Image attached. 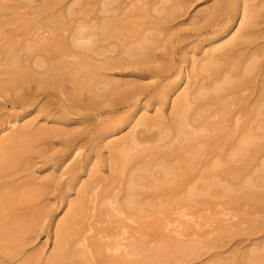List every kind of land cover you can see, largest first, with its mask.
I'll return each instance as SVG.
<instances>
[{
  "label": "bare ground",
  "instance_id": "1",
  "mask_svg": "<svg viewBox=\"0 0 264 264\" xmlns=\"http://www.w3.org/2000/svg\"><path fill=\"white\" fill-rule=\"evenodd\" d=\"M20 2L21 1H19V6L18 3L17 5H15L0 2V89H4L5 91L7 90L9 94V90L7 89V87L10 84H13L15 85L14 87H16L15 90L24 91L22 94L20 93V95H17L16 97L8 100V103H10L15 108L25 109L31 107L36 103V100L38 99L37 95L39 94L53 95L57 97L56 94L58 92L54 93V90H58V84L62 81L61 80L58 82V80L59 78H62L63 75H68L67 77H69V81L67 80V83L72 82L76 88H84V91L88 89L87 92L90 90V93L96 91L95 95L96 93L101 92L99 91L101 90V87H96L97 85L101 84H97L96 82H105L104 84H102V86L108 82V84L103 87L107 86L108 88L112 85L111 89L110 87L108 88L109 90L106 88V90H108L106 97H112L114 93L116 94V92L119 91V88H121L120 86L125 82L118 86V83H116L117 81L115 82V80L112 82H110L111 79L110 81H108L109 79L104 80L103 78L107 77L103 75V72H111L114 69L116 70V68L122 67V65L123 67H125L128 64H131L132 62L126 60L122 56L126 55L128 57H139L144 53L148 42H151L152 40L153 42H156L157 39L156 37H154V39L151 40L148 39V37L144 36V38L141 37V41L135 40V44H132L130 40L121 50V42L123 39L120 35L117 34V29L122 27V24L120 25V23L122 22L118 23L120 26H116L115 21L117 22L118 19H116L115 21H112L113 18L110 19L111 17H114V14H111L110 17L108 16L107 19H103L102 15L98 14L100 16L99 18L97 17L98 15L95 14V17H93L96 19L92 18L91 16L90 22H86V28H89V30H87L86 32L84 31L86 29L85 28L84 30H81L82 32H77L78 34L76 33V36L71 35L73 36L71 37L69 35L65 38V33L62 35V32L63 30H67L64 24L67 25L69 24V22L66 24L63 20H61L62 16H60V23L58 22V25L55 23V26L57 25V27L54 26L56 29H53L57 30L59 29L58 27L64 28L63 30L60 28L62 32L58 30L60 35H57V33L56 35L53 34L54 36H51V38L54 37L53 39L47 38L45 36L39 37V35H37L40 39L35 38L34 40L33 36L32 39L34 41L32 40L28 43L25 40V36H27L29 33L24 35L25 29L23 30L22 34H20L22 31L20 33L18 31L16 35L13 33L15 38L12 34H8L7 31V35H5V30L7 29L8 25H12L10 27L14 29L13 27L15 25L13 26V24H15L20 19L17 16L21 12H18V14L16 11H19L21 7H25L23 5L20 6ZM88 2L91 4L90 1ZM175 2L177 3L173 7H178V9H174L172 7L174 10L172 17H174L179 10V12H181L182 8H184L183 11L185 10L188 13L189 9L197 1L179 0L178 2L176 0ZM120 3L122 5L125 4L127 6L126 9H124L125 7L123 8L121 4L117 3V5H113V7L111 3H109L105 5L104 9L102 7L103 11L100 13L105 12V14L108 15L107 11H110L111 13L116 12L117 14V11L119 10L123 12L119 13L115 17L126 14L127 12H130V15L131 13H134L135 15L140 14L148 16L147 12H149V6L147 8H145V6H142L141 8L140 6H138V8L135 7V9L127 11L128 8L134 5H131L129 2H127V0H120ZM233 3L231 0H216V2L214 1L213 6H210L209 9L207 8L208 10H205L207 11L205 15L203 12V14L200 12V14L203 15L204 19H202V17L199 15V22V20L195 16L194 19L196 21V24H194V26H199L197 25V22H199V24L201 25L196 29L198 31V34L204 32H226V27L233 20V17L244 18V15H246L247 18L251 17V14H249L248 12L249 10H246L248 7L245 9V5L243 4L242 6L244 7L242 8V6L238 3L239 6H236L237 10L233 11ZM47 4L51 5V3H46V7L49 8L50 6H47ZM148 4L150 5V3ZM84 5L86 6V3ZM135 5L137 4L135 3ZM151 5L153 4L151 3ZM90 9L92 8L90 7L89 9H87L86 11H88V13L86 14L85 11L82 16L86 14V18L87 16L89 18V15H91L89 14ZM152 9L154 14V10L156 9H154V5ZM9 10H12V13H17V15L15 14L16 16H8L12 17V19H8L5 16L7 15L6 12ZM42 12L44 11H40V13ZM250 12L253 15L252 9L250 10ZM178 15H180L179 18H181V14L179 13ZM209 16H212V18H209ZM256 16L257 14L252 17L254 18ZM38 17L35 20L40 18ZM83 18L85 19V17ZM168 18L170 19L171 17ZM123 19L125 20L126 18ZM35 20L33 19V21L29 22L33 24L35 23ZM40 20L42 21L41 18ZM170 20L171 21H166V23H175H172V19ZM253 20L256 19H249L250 22L247 23V25L250 24V26L247 29H244L243 32L238 35V37L232 39L222 48H219L217 50H220L218 62L221 66H219V68L214 72V76H209L208 78H206V81H204V79H198L199 75H195L196 80L193 78L191 73V76H187L188 88L183 92V94L179 96V98H176L173 101L171 118L169 122H164L165 127L153 133V123L150 120V122H148L147 124L145 122H142L140 125L144 126V128L141 131H138L137 133H135L134 131L135 135L132 133V136L123 138V140L121 139V144L119 142L120 145H115V147L121 146L120 149H116L117 153L114 156L118 159V173H120L121 175L125 173L126 168L129 165L133 166L130 168L131 171L135 170V168L137 167H140L144 169V172H148L149 168L153 170L155 166H158V163H163V165L159 164L161 167L160 173L162 177L154 178L152 180L154 191L150 193L148 192V190V193L142 192L141 190H145L144 187L143 189L138 190L140 186L136 185L138 183V180H136L137 178L130 176V179L127 180V184L124 186V188H122L121 186L119 188L117 186H105V188L101 191L95 189V193L93 196L91 195L89 190L83 193L82 196H80L78 202H72L69 205L70 216L66 220L62 229L56 233V250L54 249V252L51 253L50 258L47 260L46 264H163V259L168 255H170V258H173V255H178V257H180V255L185 256V245L188 246L189 244H185L183 246V244L181 243V245L178 247L177 245H174L175 247H172V244L170 247L168 245V247L166 248L163 246V242H165L166 238L170 239V237L172 236V232L179 237L181 236V233L177 230L179 224L181 225L183 223L182 225H184V222H182V220L180 219L183 216V214H181V209L185 208L190 212L191 218H189L188 221L193 223L194 225V217H192L194 215V211L198 207L202 206H205L207 208L206 205H209L210 202L208 198H212V195L215 191L214 188L218 185L214 181V178L222 177L223 179L227 180L244 179L246 176H249L248 174L252 172L251 169H246V167H249L246 166L248 165L246 163L250 161L253 165L258 164L260 160V154L264 149V145H261L263 144L262 141H264V135H260L263 134L261 133V131L264 132V125L259 127L258 129H256V126L254 128V126L252 127V125H250L253 124L252 121L256 120L255 116L256 118H258L259 116H263L264 114V32L260 33L259 22ZM61 21H63L64 24H62ZM68 21L70 20L68 19ZM193 21L192 23H195ZM38 22L36 21V23ZM113 22L115 25L113 24ZM51 23L53 25V21H51ZM28 24L29 23L27 22V25L25 24V26H28ZM72 24L75 25L76 22ZM18 25L22 26L23 24ZM150 25L151 24L148 23L144 24L145 28L143 27L142 29H147L146 27L148 26L150 28ZM25 26L23 28H25ZM160 26L161 28H163L162 25ZM160 26L158 27L157 24L156 27L160 28ZM10 27H8V29H10ZM77 28L75 29V31L80 30V26L78 30ZM153 28H155L154 24ZM195 28L196 27H194L193 29ZM12 29L8 31L11 32ZM17 30L18 28L16 29V31ZM83 31L85 33H83ZM151 31L154 30H150V32ZM162 31L163 30L160 29V32L164 34V32ZM18 34L25 37L24 40L26 42L22 43V39H19ZM50 34L52 33L50 32ZM151 37H153V34ZM64 38L65 40H62ZM130 38L131 37L127 39ZM6 44L7 46L3 47V45ZM75 45L77 46V48ZM78 46L80 49L78 48ZM70 47L72 51L70 50ZM72 47L79 49V51L73 50L74 48ZM117 49L121 54H118L121 56L118 59L122 58L120 60L115 59L118 57L117 54V57L116 55H113ZM104 50L106 53L104 52ZM106 50H108V53L110 52L114 57H112L111 54L110 58L106 56ZM2 55L4 58H1ZM98 57L99 60L101 59V57H103L104 59L102 58V61H99L98 63H96L98 60L94 62ZM40 58L43 61H41ZM36 59H39V61H36ZM69 59H74L76 63L72 62L71 60L69 61ZM56 61L58 62V64ZM54 62L55 64H53ZM213 66L214 65L208 67L200 66V68L202 71L203 69L205 71H210L215 68ZM35 67H37L38 70ZM196 68H199V66L195 67V69ZM39 69H43V71H40ZM198 71L200 72V69H198ZM198 71L195 70V74H198ZM150 72H152V70ZM200 74H202V72ZM45 76L49 77L46 78ZM182 79H184V76L181 77V80ZM128 84H130V82ZM41 86L43 87L41 88ZM9 87L12 88V86ZM4 90L3 92H5ZM141 90L142 87H137L133 90L129 89V91L123 92L122 100H120L121 102L117 103L116 109H119V107L121 106L125 107L127 105L128 107H130L135 105L142 96L140 93ZM17 91L15 92L17 93ZM63 92L65 91H62L61 94ZM98 94L99 95L97 96L101 97L104 92L102 95L100 93ZM159 95L160 94L155 95L152 100H157L156 97H158ZM80 99L78 100L80 101ZM72 102L73 100H71V103ZM84 102L85 101H83V103ZM103 107L105 106L103 105L102 108ZM69 109L74 110L75 108L73 109V107H69ZM94 110V112L97 111V114H111L116 112L115 110V112L108 110V108L107 110L102 109V112L100 111L101 109ZM252 110H254V113H251L250 116V114L248 113H250ZM261 113L263 114L261 115ZM245 116H249L248 120L246 121ZM147 120L148 119H145V121ZM27 130L28 129H26V131ZM45 131L46 135L48 133V130ZM24 132L25 131H23V134ZM42 133L44 132L42 131ZM23 134L19 136L21 139L22 137L24 138V140H20V142L17 135L15 138H13L14 136L11 137V139L8 137V140L5 139L0 144V180H4V182H2L3 184L1 185L2 188L6 186L4 188L7 189L9 185L13 184L11 182H14L15 184V181H13V179L16 176H19V173L22 172L21 170H23L26 165L28 166V164L31 163V156L33 155H30L32 150L31 144H34L33 141H35L36 139L34 140V136L32 134H30L32 135V137L29 135V133L25 132V136L26 134L29 135L26 137L23 136ZM50 137L51 136H49V138ZM65 138L66 137H64L63 139L65 140ZM77 138V136L72 135V138H70L67 142L69 144L68 146L74 148L73 144L76 140H79ZM259 141L261 142V144H259ZM161 144H164V146ZM110 145L111 148L114 146V144L112 146L111 143ZM65 146H67V144H65ZM115 147L111 149L112 154ZM34 156L36 157V154ZM146 159H149V161L147 162ZM243 161L246 162V165L243 164V166L245 165V167L237 165ZM30 167L31 165H29V168ZM77 167L78 166H75L74 169H77ZM83 168L80 169L82 170ZM261 168L264 171V162ZM70 169L71 168H69V170ZM27 170L29 171L28 167ZM72 171L75 170L72 169ZM73 174L75 173L73 172ZM70 175H72V172L70 173ZM6 179L8 180V182L5 181ZM16 183H18V181ZM25 183H21L20 185H18V187L15 186L14 189H7L6 191H4V188H0L2 190H0L2 192L0 193V222L3 221V224H0V258L1 256L7 257V259L15 257L17 250H20V248L23 247L22 244L24 243V241H26V239L32 234L38 233V230H40L41 227L43 228V225H45V220L49 216L47 212L44 213L43 211L38 210L36 208V203L45 196V193H48L46 192V190H51L52 187L50 188V186L52 184H55L54 181L50 182L52 183L51 185H49L50 183H44V185H48L47 187L45 186L46 189L42 187L44 186L42 185L43 183L40 184L42 186H39V189L38 186H35L36 190L34 188L26 189V187L30 186V184ZM56 184H59L58 181L56 182ZM66 184L67 183H65V185ZM242 184H240L238 188H233L234 185H232L231 187H219L217 193L224 197H227L231 192H233V190L236 192L245 190L244 188L246 186ZM53 188H55V185L53 186ZM124 189L126 195L120 198L121 196L119 192ZM49 193L51 194V192ZM254 193L250 191L249 193L244 194H248L245 196L246 199L247 196L249 199L251 198L249 196L257 197L258 193ZM171 194L174 195V198H176L177 196L180 197V195H182L183 199L182 197H180L181 199L179 197L178 198L180 200H184V202L178 204L176 201L178 199L177 198L175 200L176 203H174V201L168 198ZM201 196H203L204 198L202 200H198V198H201ZM263 196V194L262 196L258 195L256 199L258 200L259 197L263 199ZM147 201H149L151 205L152 202H156V212L158 216L156 217L157 214H155V216L153 215V221L148 225L146 224L147 226H145V224L141 221L140 223L142 225L138 224V220H143L145 218L144 216L146 214L145 212H147V208H142V206L145 204L149 207L150 204L147 203ZM27 204H29L28 207H25ZM30 204L32 207H30ZM166 204L171 206L173 205L175 206V208L171 211L169 210V212L167 208H164L167 206ZM209 207L210 206H208V208ZM138 208H140V210ZM167 212H169V215H166ZM184 214L186 216L187 212ZM146 216L150 215L146 214ZM111 217H115V221L111 219ZM85 219H88V222H85ZM130 222L137 224V226L131 227L129 225ZM166 227L167 229L170 227H173L174 229L172 228L171 231L169 230L170 233H168L167 235ZM221 231L219 230V233L221 234L223 232L224 234H226L227 232L232 233L228 228H221ZM235 232L237 231L235 230L233 233L236 234ZM254 232L255 231H253V233ZM11 243L16 245L14 247H11ZM209 244H211V247L212 242ZM189 246H191V244ZM25 247L26 245H24L23 248ZM20 255L21 254H19V256ZM257 257H259V255ZM179 259L182 258L180 257ZM24 264L30 263L25 262Z\"/></svg>",
  "mask_w": 264,
  "mask_h": 264
},
{
  "label": "rangeland",
  "instance_id": "2",
  "mask_svg": "<svg viewBox=\"0 0 264 264\" xmlns=\"http://www.w3.org/2000/svg\"><path fill=\"white\" fill-rule=\"evenodd\" d=\"M16 1L0 0V2L2 3L15 4V5H17L18 3V6H19V1H21L23 3L20 2V6L22 5L25 6L23 8L21 7L19 11H16L17 13L18 12L21 13L20 14L18 13L19 15L17 16L20 19L15 24H13V26L15 25L13 27L15 30L12 29V27H10L12 25H8V27H10V29L12 30L11 32H9L10 29H8V27L6 29L5 27L6 29L5 35H7V32L10 35L11 34L13 35V33L16 35L18 31L19 33L22 31L20 33L22 34L23 30L25 29L26 32L24 30L25 33L24 35H26L27 33H29L28 35H30V36L27 35L28 37L25 36L26 37L25 40L28 43L33 39L35 40V38L40 39L39 38L40 36L51 38L53 34L56 35L57 33V35L58 34L60 35L58 30L62 32L64 28L58 27L59 29L53 30L56 29L55 27H57L58 25L60 16H62L61 20H63L66 24L69 22V24L65 25L63 21H61L62 24H64V26H66V29L68 30V31L63 30L62 32V35L65 33L64 36L66 38L69 35L76 36L79 33V31L84 30L87 27L86 22L89 23L91 16L92 18H94L95 14L102 15L103 19H107L108 16L109 17L111 16V14H114L115 17L119 13L123 12L118 10L116 14V12L111 13L110 11L109 12L107 11L108 15H106L105 12L100 13L103 11L106 4L111 3L112 6L113 5L116 6L117 3L118 4L122 3V1L120 3V0H16ZM88 1H90L91 4ZM175 1L176 0H127V2H129L131 5H134L128 8L127 11H131L132 9H135V7L138 8V6H140V8L142 6L143 7L145 6V8L149 6L148 7L149 12H147L148 16L140 15V14L135 15L134 13L133 14L131 13L130 15L129 14L130 12H127L128 14L126 13L115 18L114 17L110 18V19L112 18L114 19V20L112 19V21L118 19L117 22L115 21L116 26L119 25L118 23L122 22L120 23V25L122 24L121 25L122 27L119 28L120 30L117 29V34L120 35L121 38L123 39L121 42V50L130 40L132 44H135L134 43L135 40L141 41V39L144 38V36L148 37V39L151 40L154 39V37L157 38L156 42L155 41L153 42V40L152 41L150 40L151 42H148V44L146 45V49L141 56L139 57H128L126 55L122 56L126 60L132 62L131 64H128L125 67H123L122 65V67L116 68V70L114 69L113 71H111L112 73L106 71L103 72V75L107 77V78H103L104 80L109 79L108 81H110L111 79L110 82L115 80V82L117 81L116 83H118L117 84L118 86H120V84H123L125 82L124 83L125 85L124 84L121 85L119 91H117L116 94L114 93L115 95L113 94L112 97L111 96L106 97L108 93L107 91L109 90L108 88L110 87L111 89L112 85L109 86L108 88L107 86L103 87L106 84H108L107 80H106L107 83L103 86L102 84H104L105 82L102 83L96 82L97 84L98 83L101 84L96 86V87L98 86L101 87L100 88L101 90H99L101 92L98 93L102 95L104 92V94L102 95L104 97L100 95L103 98L102 99L101 97L97 96L99 95L98 93H96L95 95L96 91L91 92L93 93L91 94L90 90L87 92L88 90L87 88H86L87 90L84 91L83 90L84 88L78 89L74 86L72 82L71 83L69 82L70 84L67 83L69 81V77H67L68 75H63L62 78H59L58 82L61 80L62 81L61 83L58 84L59 86L57 88L58 90L56 91L54 90V93L57 92L59 93L56 94L57 97L53 95L39 94L37 95L38 99L36 100V103L31 107L25 109L15 108L10 103H8V100L16 97L17 95H20V93L22 94L24 92L23 90H18V91L15 90L16 87H14L15 85L13 84L9 85L12 86V88H10L9 86L7 87V89L9 90V94L7 90L5 91L3 89L5 91L3 92V90L0 89V100H1L0 101V144L1 142H3V140L5 139L8 140L9 138L11 139V137L13 136H14L13 138H15L17 135L19 137L20 135L23 134V131L29 133V135L32 134L34 136V140L36 139L35 141H33L34 144L33 143L31 144L32 150L30 155L33 154L32 155L33 157L31 156L33 160L31 159L30 161L31 163H29L28 166L26 165L25 168L21 170L22 172L19 173V176H16L14 178L15 180L13 179V181H15V184L14 182H11L13 184L9 185L7 189H14L15 186L18 187V185H20L21 183L23 184L25 182L30 184V186H32V187L27 186L26 189H33V188L35 189L36 188L35 186H38L39 189V186L44 185V183L48 184L53 181L55 183L54 184L55 188H53L54 185L52 183L49 184V185L51 184L53 185L50 186V188L52 187L51 190L53 191L49 189L48 191L46 190V192L48 193L51 192V194L45 193V196L37 202L38 204L36 203L37 205L36 208L38 210H41L44 213L47 212L49 215L48 218L45 220L44 223L45 225H43V228L41 227L40 230H38V233H35L36 235L32 234L31 236H29L26 239V241L28 240L27 243L26 241H24L22 246L24 247V245H26V247L25 248L21 247L22 249L20 248V250H17V253L18 252L21 253H18V255L16 253L15 257L12 256L14 259L13 258L7 259V257L1 256L0 264H24L25 262H28L30 264L32 263L46 264L47 260L50 258L51 253L54 252V249L56 248L55 246V241L57 240L56 233L62 229L66 220L70 216L69 205L72 202L75 203L78 202L80 196H82V194L87 192L88 190L93 196L95 193L94 192L95 189L101 191L102 189L105 188V186H111V187L117 186L118 188L121 186L122 188H124V186L127 184V180L130 179V176H133L137 178L136 180H138V183L136 184L137 186H140L138 190L143 189L144 187L145 190H141L142 192H146V193L153 192L154 190L152 186V180L154 178L162 177L160 173L161 170L160 165H163V163L162 162L158 163V166H155L153 170L149 168L150 170L148 169V172L146 171L144 172L143 168L137 166H134L137 168L131 171L130 168L133 166L129 165L126 168L125 173L121 175L120 173H118V167H119L118 159L114 157L117 153L116 149L117 148L120 149L121 146L115 147V145L116 146L120 145L121 144L120 141H122L123 138H128V136L129 137L132 136L131 134L132 133L134 134V131L135 133L141 131L144 128V126L140 125L142 122H145L147 124L148 122L151 121L154 127L152 128L153 133L165 127L164 122H169L171 118L173 101L176 98H179V96L183 94V92L188 88L187 76L192 75L193 78L196 80L195 75L196 76L199 75L198 79L199 78L204 79V81H206V78H208L209 76H214V72L219 68V66H221L220 63L218 62L219 60L218 56L220 54V50L219 51L217 50L219 48H222L226 43L230 42L232 39L238 37V35H240L244 29H247L250 26V24L247 25V23L250 22L249 19L251 18L256 19L253 21L259 22L260 33L264 32V0H231L232 3L234 2L233 3L234 7L232 5L233 11L237 10L239 4L241 6L243 4L245 5V9L248 7L246 10H249L248 12L249 14H251V17L247 18L246 15H244V18L233 17L232 18L233 20L226 27L227 30L226 32L225 31L218 33L204 32L201 34H198V31L196 30L197 27L201 26L199 24L200 16L202 17V19H204L202 14L204 13L205 15V13L207 12L205 10H208L210 6H213L214 1L216 2V0H199V1L196 0L197 2L196 3L194 2L195 4L189 9L188 13L185 10L183 11L184 8L181 9L179 7L181 9V12H179L180 11L179 10L177 14H175V16L173 15L176 19L172 17V14L174 13L173 8L178 9V7H173L177 3ZM177 1L179 2V0ZM49 2L51 3V5L47 4V6L48 5L50 6L48 8L46 7V3ZM147 2L150 3V5ZM85 3L86 6L84 5ZM135 3L137 5H135ZM151 3L154 5V9L156 8L154 10L155 11L154 14L152 9L153 5H151ZM121 6L123 8L125 7L124 9H126L127 7L125 4L123 5L121 4ZM90 7L92 8L89 11V14L91 15L88 14L89 18L88 16L86 18V14L88 13V11L86 10L89 9ZM243 7L244 6H242V8ZM251 9L253 15L250 12ZM9 11L6 12L7 15H5L4 13V15L8 19H12L13 15L15 14L17 15L16 12L12 13L13 12L12 10ZM40 11H44V12L40 13ZM85 11L86 14L82 16ZM200 12L203 13L200 14ZM254 12L255 14H257V16L253 18L252 16L255 15ZM179 13L181 14V18H179L180 16L178 15ZM99 15L97 17L100 18ZM8 16H12V17H8ZM38 16L42 19V21ZM195 16L199 20V22H197V25L199 26H194V24H196V21L194 19ZM37 17L39 19L35 20ZM83 17H85V19ZM168 17H171L170 19H172V23L173 22L175 23L173 24H171V22L166 23V21H171ZM123 18L126 19L124 20ZM209 18H212V16L211 17L209 16ZM33 19L35 20V23L31 24L29 21H33ZM68 19L70 21H68ZM83 19L85 20V22ZM36 21L39 22L36 23ZM51 21H53V25ZM192 21L195 23H192ZM27 22L30 25L28 24V26H25V24L27 25ZM75 22H76L75 25L72 24ZM151 22L154 24L155 28H153V24ZM55 23L57 24L56 26ZM147 23L151 24L150 28L148 26L146 27L147 29H142L144 27V24ZM18 24H23L25 28H23L24 27L23 25L20 26ZM157 24L158 27L162 25L163 28H161V26L160 28L156 27ZM79 26H80V30H78ZM194 27L196 28L193 29ZM17 28L18 30L16 31ZM76 28L78 31H75ZM160 29L163 30L162 32H164V34L160 32ZM87 30H89V28H86L84 31L86 32ZM150 30H154V31L150 32ZM84 31L83 33H85ZM50 32L52 34H50ZM152 34L153 37H151ZM37 35H39V37ZM13 37L15 38L14 35ZM25 37L19 35V39L20 38L22 39V43L26 42L24 40ZM129 37L131 38L127 39ZM53 38L54 37H52L51 39ZM65 38L62 40H65ZM6 46L7 44L3 45V47ZM72 48H74L73 50L75 51L76 50L79 51L80 49L79 46H78L79 49H76L77 46L76 48L75 47ZM106 51H107L106 56L110 58L111 53L110 52L108 53V50ZM116 54L117 55L120 54L118 49L116 50V52H114L113 55L115 56ZM120 55H118V57L115 59L117 60L122 59V58L118 59L119 57H121ZM1 58H4L3 55ZM102 58L103 57H101V59ZM101 59L99 60L98 57L94 62L98 60L96 62L98 63L99 61H102ZM37 60L39 61V59H36V61ZM70 60L71 59H69V61ZM73 60L71 61L75 62V60L74 61ZM41 61L43 60L41 59ZM53 64H55V62ZM211 65H214L213 67L215 68L210 71H205L204 69L202 71L200 68V66L208 67ZM197 66H199V68L195 69V67ZM198 69H200V72L198 71ZM39 70L43 71V69H39ZM151 70L153 73L150 72ZM195 70L198 71L197 72L198 74H195ZM201 72L202 74H200ZM183 76L184 79L181 80V77ZM45 77L47 78L49 76H45ZM129 82L130 84H128ZM42 87L43 86H41V88ZM137 87H142V90L140 92L142 96L138 101L139 103L135 101L136 104L133 106L128 107L126 105L125 107L121 106L119 107V109L118 108L116 109L117 103L121 102L120 100H122L123 92L129 91V89L133 90ZM106 88L108 90H106ZM14 90L17 91V93ZM62 91H65L63 92L65 95L63 93L61 94ZM78 91H80L81 93ZM158 94L160 95L156 97L157 100H152V98ZM76 98L78 99L82 98V99H80L79 101ZM71 100H73L72 103ZM82 100L85 102L83 103ZM103 105L105 107L102 108ZM43 106L45 107V109ZM69 107H73V109L74 108L75 109L70 110ZM107 108L108 110L114 108L111 111H114L116 109L115 110L116 112L114 111L115 113H111V114H102V113L97 114V111L94 112L95 111L94 109H101L100 111L102 112L103 110H107ZM252 111L248 113L250 114V116L251 113H254V110ZM263 113H261V115ZM248 117L249 116L246 117L247 119L245 118V121L248 120ZM145 119L148 120L145 121ZM255 119H256L255 121H252L253 124H250L252 125V127L254 126L255 128L256 126V129H258L259 127L264 125V114L263 116H259L258 118H256L255 116ZM26 129H28L27 130L28 132L26 131ZM45 130H48L47 131L48 136L47 134L45 135L46 133ZM42 131L44 133H42ZM25 132L23 136H25ZM51 133L52 135L54 134L55 137L54 135L52 136ZM261 133L263 134L260 135H264L263 131H261ZM29 135L26 134V136ZM32 135L30 136L32 137ZM72 135L77 136L78 137L77 139H79L76 140L75 143L73 144L74 148L68 146L69 144L67 143L68 140L72 138ZM49 136L51 137L49 138ZM64 137H66L67 139L65 138L64 140L63 139ZM18 140L20 142V140H24V138L22 137L21 139L19 137ZM110 143L112 144V146L114 144L112 148L115 147L113 154L111 150L112 148L110 147L111 146ZM262 143L263 144H261L260 142L259 144L264 145V141H262ZM65 144H67V146H65ZM161 145L164 146V144ZM262 151L263 152H261L260 154V160L258 164L253 165L252 162L250 161H248L247 163L243 161L237 164L243 166V164L246 163L248 165L246 164L245 165L249 166L246 167V169L247 170L251 169L252 171L250 174H248L249 176H246L244 179L227 180V179H223L222 177L214 178V181L218 185L217 187L214 188L215 191L214 194L212 195V198L211 197L208 198L210 202L209 205H206L207 208L205 206H202L203 208L198 207L197 208L198 210L196 209L194 211V215L192 216L194 217V222H195L194 225L193 223L188 221L189 218H191L190 212L185 208L181 209L182 212L181 214H183V216L180 219L182 220V222H184V225H182L183 223L181 225L179 224L180 226L178 225V229H177L181 233V236L179 237L172 232V236L170 237V239L166 238L165 242H163V246L166 248L168 247V245L170 247L173 244L172 247H175L174 245H177L178 247L181 245V243L183 244V246L185 244H189V245L191 244V246L188 245L189 246L188 247L185 245L186 247L185 256L180 255L182 259H179L180 257H178V255L175 256L173 255V258H170V255H168L166 256L167 258L165 257L166 259L165 258L163 259L162 261L164 262L163 264H264V196L263 199L261 197H259L258 200L256 199L258 195L259 196L260 195L262 196V194L264 195V171L261 168L264 162V149ZM35 154L36 157L34 156ZM146 161L148 162L149 159H146ZM29 165H31L30 168ZM245 165L243 167H245ZM75 166H78L77 169H74ZM27 167L29 171L27 170ZM69 168L71 169L69 170ZM80 168L83 169L81 170ZM72 169L75 170L76 172L72 171ZM71 172L73 176L70 175ZM73 172L75 174H73ZM5 181L8 182L7 179ZM17 181L18 183H16ZM57 181L59 184H56ZM2 182H4V180L2 181L0 180L1 189L6 187V186H4L3 188L1 187V185L3 184ZM64 182L67 184L65 185ZM240 184L246 186L244 188L245 190L239 192L233 190V192H231L230 195L227 197H224L217 193L219 187L222 186L231 187L232 185H234L233 188H238ZM45 186L46 185L42 187L46 189ZM56 186L58 189L56 188ZM7 189H5L4 191H6ZM1 191L0 193H2ZM250 191H252V193L256 192V194L258 193L257 197L249 196L251 198L248 199L247 196L246 199L245 195L248 194H244V193H249ZM124 192L125 189L119 192L121 196L120 198L126 195V192L125 194ZM60 195L62 196V198ZM178 197L179 196L174 198V195L171 194L169 195L168 198L174 201V203H176V201L178 204L183 203L184 200H180L181 199L180 197H182V195H180L179 197L180 199ZM203 198L204 197L201 196V198L199 197L198 200H202ZM147 203L150 204L149 201H147ZM28 205L29 204H27L25 207H28ZM150 205H149L150 208L148 207V205L146 206L145 204L142 206V208L143 207L147 208V212L145 213L150 216H146L145 214L144 217L145 218L147 217L148 219L144 218L145 220L144 219L138 220L139 221L138 224H141L140 223L141 221L142 223L145 224V226H147L150 222L153 221L154 219L153 215L155 216V214H157L156 212L157 204L156 202H152V205L151 206ZM166 205L167 206L164 208H167L168 211L169 210L171 211L175 208V206L173 205L172 206L168 204ZM208 206L210 207L208 208ZM30 207H32L31 204ZM138 209L140 210V208ZM169 212H167L166 215H169ZM186 212L187 215L185 216L184 213ZM157 216L158 214L156 215V217ZM111 219L114 220L115 217L114 218L111 217ZM85 220H84L85 222H88V219ZM0 224H3V221H1ZM129 225L131 227L137 226V224L131 222L129 223ZM172 228L173 227L167 229L166 227L167 235L168 233H170ZM221 228L222 229L228 228L231 230L230 232L232 233L235 230L237 232H235L236 234L234 233L232 234L228 232L226 234H224V232L221 234L219 233V230L221 231ZM253 231L255 232L253 233ZM211 242H212V246L210 247L211 244L209 243ZM15 245L11 243L10 246L14 247ZM19 254L21 255L19 256ZM258 255L260 258L257 257Z\"/></svg>",
  "mask_w": 264,
  "mask_h": 264
}]
</instances>
